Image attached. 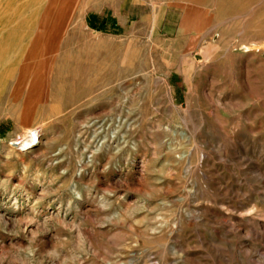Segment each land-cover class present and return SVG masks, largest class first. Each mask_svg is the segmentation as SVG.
<instances>
[{
	"label": "rangeland",
	"instance_id": "obj_1",
	"mask_svg": "<svg viewBox=\"0 0 264 264\" xmlns=\"http://www.w3.org/2000/svg\"><path fill=\"white\" fill-rule=\"evenodd\" d=\"M10 1L0 264H264V0Z\"/></svg>",
	"mask_w": 264,
	"mask_h": 264
},
{
	"label": "crops",
	"instance_id": "obj_2",
	"mask_svg": "<svg viewBox=\"0 0 264 264\" xmlns=\"http://www.w3.org/2000/svg\"><path fill=\"white\" fill-rule=\"evenodd\" d=\"M22 1H24V0H18L16 3L13 1H10V3L5 7L4 12L8 13V15H9L8 18L10 17L9 21L13 22L14 17H15L14 19H16V16H17V18L19 17L18 15L20 12V7L22 4ZM0 14L2 15V12ZM12 16H14V17H12ZM7 20L5 21L6 23H7ZM0 23H1V21H0ZM6 36L8 37L7 34H6Z\"/></svg>",
	"mask_w": 264,
	"mask_h": 264
},
{
	"label": "bare ground",
	"instance_id": "obj_3",
	"mask_svg": "<svg viewBox=\"0 0 264 264\" xmlns=\"http://www.w3.org/2000/svg\"><path fill=\"white\" fill-rule=\"evenodd\" d=\"M26 135V134H25ZM37 135H35L32 131L29 133V135L27 137H25L24 139H22V141L17 142L19 143L18 145L22 144L21 146L24 148V146H28L29 144H31V141L35 140V137Z\"/></svg>",
	"mask_w": 264,
	"mask_h": 264
}]
</instances>
